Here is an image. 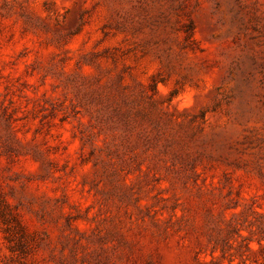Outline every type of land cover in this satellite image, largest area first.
Here are the masks:
<instances>
[{"label":"rangeland","instance_id":"374dc122","mask_svg":"<svg viewBox=\"0 0 264 264\" xmlns=\"http://www.w3.org/2000/svg\"><path fill=\"white\" fill-rule=\"evenodd\" d=\"M0 264H264V0H0Z\"/></svg>","mask_w":264,"mask_h":264}]
</instances>
